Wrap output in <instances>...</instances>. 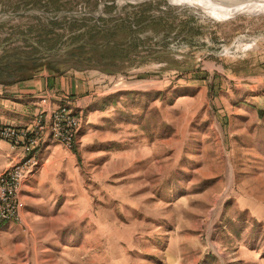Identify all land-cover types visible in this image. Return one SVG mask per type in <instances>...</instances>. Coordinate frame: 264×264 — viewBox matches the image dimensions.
I'll use <instances>...</instances> for the list:
<instances>
[{
    "label": "rangeland",
    "instance_id": "374dc122",
    "mask_svg": "<svg viewBox=\"0 0 264 264\" xmlns=\"http://www.w3.org/2000/svg\"><path fill=\"white\" fill-rule=\"evenodd\" d=\"M225 5L0 0L1 94L82 82L88 119L56 108L71 147L42 112L54 142L17 180L0 264H264V9ZM3 141L0 174L22 156Z\"/></svg>",
    "mask_w": 264,
    "mask_h": 264
},
{
    "label": "crops",
    "instance_id": "0c3cea01",
    "mask_svg": "<svg viewBox=\"0 0 264 264\" xmlns=\"http://www.w3.org/2000/svg\"><path fill=\"white\" fill-rule=\"evenodd\" d=\"M57 77H59L57 79H59L58 81L62 84L64 80V74L59 73ZM67 90H69V92ZM1 91L2 90H0L1 124L18 123L28 125L29 122H31L39 113L42 106L45 109L49 106L57 108L65 105H69L70 108L75 112H82L84 114L85 125L87 123L88 119L85 115V106L87 105L86 99L84 97H80L83 95H79V93H83L85 91L82 82L71 84V87H69V89H65L64 87H59V89L58 87H56V89H49L47 77L44 76L43 72H37L34 73L31 77H22L20 79H17L16 82H12V84L6 90L11 93L10 95H2ZM42 97H47V102L44 104H42L41 101ZM3 142L6 145L8 143L5 140ZM52 142L54 141L50 138L49 133H45L39 146L37 147V150L38 148H46ZM78 142H81V139H79ZM77 144L75 145L76 147ZM18 154L20 155V153ZM29 183V178H27L23 182L20 192L21 200L19 204V211L23 215L26 214L25 198L28 197L27 191L31 189ZM15 222L17 221L10 220L4 222V224L0 226V235L2 231L4 232L5 229H9L10 227H12Z\"/></svg>",
    "mask_w": 264,
    "mask_h": 264
},
{
    "label": "built area",
    "instance_id": "2783aa9c",
    "mask_svg": "<svg viewBox=\"0 0 264 264\" xmlns=\"http://www.w3.org/2000/svg\"><path fill=\"white\" fill-rule=\"evenodd\" d=\"M47 97H45V103ZM42 112H50L51 132H58L65 139L66 146H72L73 127L77 121L74 117H65L64 112L56 108H45L42 106L35 116V123L28 127H17L15 125L0 124V138L9 143L11 148L19 149L22 156L19 161L4 169V174H0V214L15 215L14 191H16L17 180L25 175L27 170L34 166V158L37 147L41 142L40 126ZM52 119H61V126H52ZM18 217V216H17ZM19 219V217H18Z\"/></svg>",
    "mask_w": 264,
    "mask_h": 264
},
{
    "label": "bare ground",
    "instance_id": "6f19581e",
    "mask_svg": "<svg viewBox=\"0 0 264 264\" xmlns=\"http://www.w3.org/2000/svg\"><path fill=\"white\" fill-rule=\"evenodd\" d=\"M173 1L185 2L187 0H173ZM195 1L200 5H206L209 3L216 6H223V5L226 6L225 5L226 3H228L229 5L232 3L233 5L230 6H235L236 9H240L248 12H254L256 11V9H264V0H249V1L239 0V2H236L237 0H195ZM44 129L45 127L43 126L42 129L40 130L41 135L43 134ZM12 218L13 216L6 214V219H0V226L6 221L13 220Z\"/></svg>",
    "mask_w": 264,
    "mask_h": 264
}]
</instances>
